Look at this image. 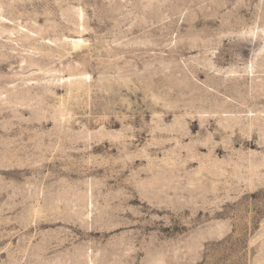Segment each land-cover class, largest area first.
Segmentation results:
<instances>
[{
    "label": "rangeland",
    "instance_id": "374dc122",
    "mask_svg": "<svg viewBox=\"0 0 264 264\" xmlns=\"http://www.w3.org/2000/svg\"><path fill=\"white\" fill-rule=\"evenodd\" d=\"M0 264H264V0H0Z\"/></svg>",
    "mask_w": 264,
    "mask_h": 264
}]
</instances>
